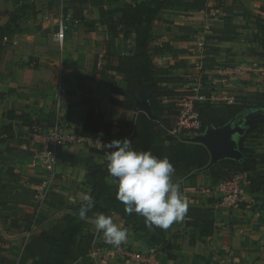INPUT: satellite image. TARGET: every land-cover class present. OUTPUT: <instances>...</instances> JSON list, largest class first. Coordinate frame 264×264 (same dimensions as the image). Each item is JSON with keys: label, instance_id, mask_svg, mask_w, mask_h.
I'll use <instances>...</instances> for the list:
<instances>
[{"label": "crops", "instance_id": "0c3cea01", "mask_svg": "<svg viewBox=\"0 0 264 264\" xmlns=\"http://www.w3.org/2000/svg\"><path fill=\"white\" fill-rule=\"evenodd\" d=\"M168 3L153 23L157 40L151 44V56L158 70L177 81L162 87L176 93L188 90L191 83L187 82V74L201 63L202 83L216 97L212 104L241 105L240 102L253 97L251 92L264 90V82L260 83L264 80V59L256 55L261 48L252 37L256 32L252 15L257 13L255 8H264V0H168ZM22 5L30 10L17 24L19 33L3 39L0 48V236L3 240L0 264H30L45 257L49 246L40 239V234L55 239L61 235L75 215L77 204L84 195H89L93 186L87 176L88 165L105 164L104 157L89 153L90 148H101L95 145L98 141L83 137L84 142L60 154L49 172L36 157V147L31 146L27 137L29 129L21 125L18 117L24 115L41 128L49 127L55 115L53 103L60 93L59 75L65 72L68 77L61 76L60 114L68 126L73 124L74 110L80 109L81 129L88 108L80 102L76 85L79 72L84 69L86 77L94 73L104 80L108 73L117 75V57L128 56L121 55L119 49L115 55L105 51L110 48L108 35L121 37V34L114 7L106 6L103 0H0V28ZM60 11L67 26L64 46L67 38L70 40L65 52L68 58L37 60L36 49L41 48L38 37L46 33L55 39ZM209 26L216 32H209ZM53 39L46 42L50 49L55 47ZM70 46L75 49L72 51ZM100 48L107 60L101 68L97 66ZM199 48L202 50L198 51ZM226 64L238 66L243 75L220 80L215 70ZM107 89L105 102L92 93L96 109L102 113L105 105L114 114L124 116L119 122H133L136 113L111 106L109 99L115 96ZM10 125L14 131L8 137L5 129ZM245 146L253 151L257 169L264 176V133ZM106 180L116 184L109 173ZM173 180L180 184L187 199L186 217L167 230L147 228L168 242L172 260L145 233L133 231L117 216L113 217L114 222L129 230V239L119 247L107 244L103 233L95 229V214L81 224L82 234L94 236V247L85 258L79 256L76 247L72 248V262L67 264H133L125 252L144 251L154 253V264H264V189L249 193L243 185L241 202L230 208L215 193L217 184L208 174L189 181H177L174 176ZM137 218L145 225L143 217L137 215Z\"/></svg>", "mask_w": 264, "mask_h": 264}, {"label": "trees", "instance_id": "16d2710c", "mask_svg": "<svg viewBox=\"0 0 264 264\" xmlns=\"http://www.w3.org/2000/svg\"><path fill=\"white\" fill-rule=\"evenodd\" d=\"M106 6H113L116 11V23L119 34H133V49L128 56L117 57L116 73L120 77L124 88L114 87L111 94L115 97L109 99L111 106L133 112L138 90L145 84L151 87V109L153 119L144 113H136L134 121L118 122L111 129L120 136L132 141V147L138 152L151 151V153L163 159L167 157L176 168L175 178L177 181L192 180L198 175L197 171L204 169L209 163L207 150L198 144L182 142L181 135H172L177 121L176 103L178 94L169 91L163 84L176 82V79L167 77V73L158 70L152 61L151 44L157 40L153 33L154 20L159 16L162 8L169 3L168 0H144L139 3H125L119 0H103ZM30 8L22 5L19 12L13 15L7 23L0 28V48L3 39L12 37L19 33L18 22ZM256 23V32L252 35L253 39L261 48L260 58L264 59V8H258V14L253 15ZM138 49L142 52L137 56H132L133 50ZM264 97V95H262ZM84 105L88 110L80 131V136L89 138L97 134L101 128L103 115L96 109L95 99L85 100ZM243 105L222 104V103H195L194 110L197 113L201 124V131L208 125H222L232 119ZM18 121L22 126L31 128L32 123L26 116L20 115ZM13 127L10 125L5 129L7 136H12ZM106 134V128L103 129ZM117 133V134H119ZM264 133V124L249 132L246 135L245 144L256 139ZM104 148H90L89 153L102 156L105 159ZM244 159L241 163L233 161H223L214 165L208 172L214 183H219L229 179L232 174H241L246 181L245 190L249 193L259 192L264 189V176L257 169L256 158L253 151L244 145ZM107 161L105 164L98 165L90 163L87 168V176L93 181V186L89 196L95 201V207L89 212L86 218L95 214H105L119 217L125 226L135 232L145 233L149 241L162 251L168 244L156 234L147 231L137 218L136 214L127 215L124 206L116 196L118 185L106 180ZM85 203L81 201L76 206L75 215L65 225L61 235L55 239L43 233L40 239L49 246L48 254L45 257L37 258L30 264H67L71 263V249L76 247L79 256L85 258L94 247V236L92 234H82L81 220L78 216L79 208ZM167 257L172 260L168 253Z\"/></svg>", "mask_w": 264, "mask_h": 264}, {"label": "clouds", "instance_id": "9594fccd", "mask_svg": "<svg viewBox=\"0 0 264 264\" xmlns=\"http://www.w3.org/2000/svg\"><path fill=\"white\" fill-rule=\"evenodd\" d=\"M98 143L106 150L107 171L118 185L116 198L127 215L141 216L147 228L162 230L186 217L189 205L180 184L173 180L176 168L167 157L160 159L151 151L138 152L128 138ZM83 201L78 212L81 220L95 207L89 195H84ZM93 223L107 244L119 247L129 239V230L111 216L96 214Z\"/></svg>", "mask_w": 264, "mask_h": 264}, {"label": "built area", "instance_id": "2783aa9c", "mask_svg": "<svg viewBox=\"0 0 264 264\" xmlns=\"http://www.w3.org/2000/svg\"><path fill=\"white\" fill-rule=\"evenodd\" d=\"M57 31L55 39L59 50H63L67 26L65 18L61 11L58 13ZM199 48L198 51H201ZM102 56L99 57L97 66L101 68L103 65ZM201 63L194 65L193 69L187 75V79L191 80L190 89L181 96H178L176 103L177 121L174 129L170 132L172 135L195 136L201 132V124L197 113L194 110L195 103H212L216 101L214 91H209L201 80ZM243 75V71L236 65L226 64L217 69L216 76L220 80L238 79ZM63 81L60 77L59 87L60 93ZM207 89V90H206ZM211 92V93H210ZM56 96L55 115L51 125L47 128H41L38 124L32 123L28 131L27 137L31 146L36 147V157L51 172L54 169L57 158L69 147L81 143L84 138L67 129L60 114L61 96ZM246 185L243 175L232 174L229 179H225L217 183L215 193L219 196L221 202L230 208L237 207L241 202V189ZM126 257L133 264H154L152 251H144L137 253H126Z\"/></svg>", "mask_w": 264, "mask_h": 264}, {"label": "rangeland", "instance_id": "374dc122", "mask_svg": "<svg viewBox=\"0 0 264 264\" xmlns=\"http://www.w3.org/2000/svg\"><path fill=\"white\" fill-rule=\"evenodd\" d=\"M255 10H257V13H254V14H258V8H255ZM253 15H252V18H253ZM209 32L214 33V32H216V30L213 29L211 26H209ZM48 35H46V33H43L40 37H38V43L41 46V48L39 50L36 49V52L38 54L36 59L39 60L40 57H45L46 60H48L50 58H62V57H64L66 60V58H68V57L65 55V52L67 51V47H69V43H70L69 38H67V43L65 44L63 52H62L61 50H59L58 45L55 42V39H53V37L48 36ZM133 38H134V35L131 33L122 34L121 37H119V36L115 37L114 33H110L108 35V39L110 41V45H109L110 48L105 50L106 53L115 55L117 52L116 49H119L121 55L122 54H128V55L131 54L132 49H133V43H132ZM51 39H53L54 45H55V47L53 49H50L46 46L47 45L46 42H48ZM101 48L98 50L99 51L98 56H102V59H103L102 61L104 62L107 60L104 58L105 53L100 52L101 50H103ZM70 49L73 51L75 48L73 46H70ZM260 53L261 52H256V55L259 56ZM108 61L111 62V60H108ZM104 64H105V62H104ZM110 67H111V64H110ZM109 71H110V69H109ZM216 71H217V69L215 70V73H216ZM59 73H60V71H59ZM79 73L80 74H78L79 76H77L79 78H77L78 80H77L76 85H77V88L79 89V92H80L79 98H80L81 104H84L85 100L90 99V98L91 99L96 98L100 102H105L107 99L106 91L108 90L107 89L108 87L110 90L114 87L124 88V83H122V81L118 78V76L116 74L109 75V73H108V74H106L107 79L105 78L104 80L103 79L101 80L96 76L97 74L94 75V73H93V76H91L90 78L86 77L87 71L84 69H82V71H80ZM63 75H64L65 79L68 77V76H66V74L64 72V74L60 73L59 78L61 76L63 77ZM187 75H189V73ZM191 80L192 79H190V80L187 79L188 84L191 83ZM263 82H264V80H260V83H263ZM57 85H59V79H58ZM187 88L189 90L190 86ZM257 90L260 91V89H257ZM186 91L187 90H183L182 92H179L177 94H178V96H181L184 93H186ZM93 92L95 93V98H93L91 96ZM251 93H252L253 97H251L249 100H247L245 102H240L241 105H243V106L264 105V97L262 96V95H264V90L262 92H251ZM55 101L56 100H54L53 106L55 104ZM107 104H108V101H107ZM102 113H103V119H102L101 128H100V131H102V132H98L97 134L92 136V138L95 139L96 141L101 142V143H108L114 139L120 140L121 139L120 137H122V136H120L119 131H117V133H119V134H114V133H116L115 129L112 130L111 126L105 127V124H111L112 127H114L116 125V123L121 121L122 117H124V116L122 114H121V116L118 114L117 115L114 114V110L112 108L111 109L106 108L105 105L102 106ZM73 114H74L72 116L73 124L72 123L69 124L67 126V129L80 136V131H81V129H79L80 120H81L80 109L74 110ZM118 116H120L121 118ZM105 128H106V134L103 133V129H105ZM113 134H114V136H113ZM95 145H97V147H101L99 145V143H96ZM0 243H3L1 236H0Z\"/></svg>", "mask_w": 264, "mask_h": 264}, {"label": "water", "instance_id": "95a60500", "mask_svg": "<svg viewBox=\"0 0 264 264\" xmlns=\"http://www.w3.org/2000/svg\"><path fill=\"white\" fill-rule=\"evenodd\" d=\"M141 50L134 49L132 56ZM151 87L143 85L137 92L133 112L144 113L153 119L151 109ZM264 124V105L245 106L232 119L222 125H208L198 135L181 136L182 142L202 145L209 154L208 165L196 172L197 175L208 172L214 165L223 161L241 163L244 159L243 148L246 135ZM16 127L18 124L15 125ZM171 246L166 245L162 252H170ZM76 264H81L77 262Z\"/></svg>", "mask_w": 264, "mask_h": 264}]
</instances>
